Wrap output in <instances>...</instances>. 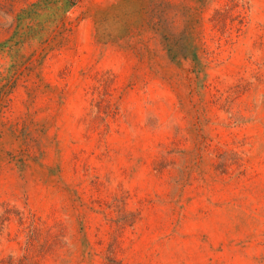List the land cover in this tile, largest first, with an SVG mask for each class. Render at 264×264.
I'll list each match as a JSON object with an SVG mask.
<instances>
[{"label": "rangeland", "instance_id": "374dc122", "mask_svg": "<svg viewBox=\"0 0 264 264\" xmlns=\"http://www.w3.org/2000/svg\"><path fill=\"white\" fill-rule=\"evenodd\" d=\"M0 264H264V0H0Z\"/></svg>", "mask_w": 264, "mask_h": 264}]
</instances>
